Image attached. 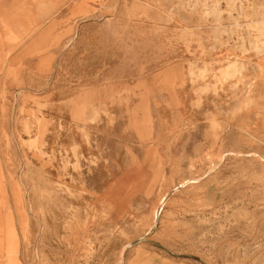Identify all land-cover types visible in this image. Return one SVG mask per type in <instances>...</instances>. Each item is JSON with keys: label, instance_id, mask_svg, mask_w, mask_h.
<instances>
[{"label": "rangeland", "instance_id": "obj_1", "mask_svg": "<svg viewBox=\"0 0 264 264\" xmlns=\"http://www.w3.org/2000/svg\"><path fill=\"white\" fill-rule=\"evenodd\" d=\"M7 1L0 264H264V0Z\"/></svg>", "mask_w": 264, "mask_h": 264}, {"label": "crops", "instance_id": "obj_2", "mask_svg": "<svg viewBox=\"0 0 264 264\" xmlns=\"http://www.w3.org/2000/svg\"><path fill=\"white\" fill-rule=\"evenodd\" d=\"M8 0L5 3H8ZM56 5L52 6V2L49 1L48 7H60L64 4V0H55ZM6 21V22H5ZM18 21V19H17ZM19 30L14 28V17L9 18V16L0 17V70L3 68L2 57L6 54L9 57L16 58L19 53ZM6 51V53H5ZM151 260H146L147 264H152ZM156 264H189L185 262H177L175 260H157Z\"/></svg>", "mask_w": 264, "mask_h": 264}]
</instances>
